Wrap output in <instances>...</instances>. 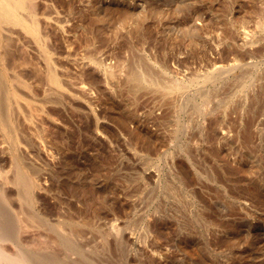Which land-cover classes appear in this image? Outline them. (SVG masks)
Segmentation results:
<instances>
[{"label":"rangeland","instance_id":"1","mask_svg":"<svg viewBox=\"0 0 264 264\" xmlns=\"http://www.w3.org/2000/svg\"><path fill=\"white\" fill-rule=\"evenodd\" d=\"M33 2L47 38L1 31L6 228L68 264H264V0Z\"/></svg>","mask_w":264,"mask_h":264},{"label":"bare ground","instance_id":"2","mask_svg":"<svg viewBox=\"0 0 264 264\" xmlns=\"http://www.w3.org/2000/svg\"><path fill=\"white\" fill-rule=\"evenodd\" d=\"M35 2V1H34ZM33 2V0H0V54H2V55H0V72H2V73H0V74H3L4 75V73H6V72H8V69H9V67H10V62H8V65H6V61H8V59L9 58H7V56H8V53L10 52L11 53V50H9L8 49V45H9V41L6 39L5 40V38H4V36H6L7 34H2V30L4 29V27H12V26H18V27H21V28H23V30L24 31H27V32H29L30 34H32L34 37H35V39H42L43 40V35L45 34V33H43L42 32V30H41V28H40V23H39V20H37L38 19V17H37V10L35 9V7H34V5L36 4V3H34ZM36 10V11H35ZM6 27V28H7ZM3 28V29H2ZM6 30V29H5ZM5 30H3L4 32L3 33H5ZM44 31V30H43ZM42 32V33H41ZM45 32V31H44ZM43 34V35H42ZM31 35V36H32ZM47 34H45V36H46ZM48 36V35H47ZM47 36H46V38H47ZM7 38H9V36L7 35L6 36ZM45 38V37H44ZM46 38H45V43H47L46 42ZM10 39V38H9ZM41 40V41H42ZM7 41H8V43H7ZM43 44H42V46L44 47V42H42ZM11 44V43H10ZM10 46V45H9ZM46 46H48V43H47V45ZM46 46L44 47V48H46ZM12 55V54H11ZM9 56H10V54H9ZM8 56V57H9ZM11 57V56H10ZM11 60V59H10ZM97 64V63H96ZM37 68V67H36ZM35 68V69H36ZM39 67H38V70H37V72H39ZM136 71L137 70H135V72L134 73H136ZM9 72H12V71H10L9 70ZM35 72H36V70H35ZM41 72H42V70H41ZM143 72V71H142ZM43 73V72H42ZM141 73V72H140ZM140 73H139V75H140ZM148 74H150V72L148 71L147 72ZM146 73V74H147ZM10 75H9V77L12 75L11 73H9ZM15 73H13V75H14ZM17 74V73H16ZM144 75L145 74V71H144V73H141V75ZM146 74L144 75V77L143 76H139V77H142V79H145V77L147 78V77H150V75H148V76H146ZM3 75H1V76H3ZM20 75V74H19ZM36 75H38V73L37 74H35V76ZM8 77V75H5V76H3V77H5L6 78V80H5V82L6 83H3L2 85H1V88L3 87V89H4V91H8L9 93V95L10 96H12L13 97V95L14 94H16V92L14 91L15 90V88H13V87H15V85L13 86V83L11 82L10 83V79L9 78H7ZM16 76V75H15ZM14 76V77H15ZM45 76H47V74H46V72L44 73V76L43 77H45ZM152 76V75H151ZM13 77V76H12ZM18 77V76H17ZM22 77V76H21ZM20 77V78H21ZM38 77V76H37ZM40 77H41V75L38 77L39 79H40ZM23 78V77H22ZM21 78V79H22ZM1 79H3V78H0V84L3 82ZM16 80H18L17 78H15ZM43 79V78H42ZM14 80V79H13ZM23 80V79H22ZM25 80V79H24ZM23 80V81H24ZM15 81V80H14ZM18 81H21V80H18ZM53 81H54V83L55 84H57V85H61V80H59V79H57V78H54L53 79ZM24 82H28L27 80L26 81H24ZM24 82H21V84H23V85H25V87H27V86H29L30 85V87H32V85H31V83L30 84H28V85H26V84H24ZM29 83V82H28ZM10 84H12V85H10ZM14 84H18V83H14ZM12 86L11 88L12 89H14L13 90V95H11L12 94V90L11 89H9V87L10 86ZM17 87V86H16ZM0 88V89H1ZM3 89H2V91H3ZM30 89V88H29ZM33 88H31V90L30 91H33L32 90ZM16 90H17V88H16ZM0 92H1V90H0ZM5 92H3L2 94H4ZM11 93V94H10ZM34 93V92H33ZM1 94V93H0ZM9 96V95H7V93H5L4 95H2V96ZM2 96H0V98L2 97ZM18 96V94L16 95V96H14V97H17ZM3 98V100H4V97H2ZM1 98V99H2ZM6 98V97H5ZM13 99V98H12ZM4 101H8V99H5ZM4 101H2L3 103H6V102H4ZM12 101V100H11ZM15 102L17 103V101L15 100ZM13 103V102H12ZM16 103H13V104H16ZM9 104V102L8 103H6L5 105L7 106ZM19 104V103H18ZM17 104V105H18ZM0 105H2L3 106V104H0ZM11 106H12V104H10ZM9 105V106H10ZM16 105V106H17ZM30 105H32V104H30ZM35 105V104H34ZM2 106H0V108H2ZM10 106V107H11ZM33 106V105H32ZM32 106H30V107H32ZM8 107V106H7ZM9 107V108H10ZM29 107V106H28ZM18 109H19V105H18V107H17ZM21 109H23V107H20ZM5 109H6V107L5 108H2V111H0L1 113H0V115H6V114H4L6 111H5ZM14 109H15V106H14ZM33 109V107L31 108V110ZM38 109V108H37ZM36 108L34 109V110H37ZM3 110L5 111L4 113H3ZM9 110V109H8ZM20 110V109H19ZM24 110V109H23ZM28 110V109H27ZM20 111H22V110H20ZM42 111V110H41ZM41 111H39V109L37 110V112H41ZM23 112V111H22ZM27 112V111H26ZM25 111H24V113H26ZM31 112V111H30ZM37 112L35 111L34 113H36L37 114ZM3 113V114H2ZM23 113V115H24V117H26L25 116V114ZM10 115H11V113H9ZM29 114H32V113H28L27 115L29 116L28 117V119L30 118V120L32 119V120H34V118H32L31 116L33 115H29ZM36 114H34V115H36ZM40 113H38L37 114V116L39 115ZM7 116H9L8 114L6 115V117ZM3 118H4V116H3ZM2 119V118H1ZM1 119H0V123H1ZM7 119H9V117L7 118ZM6 119V123H8L7 121H10V120H7ZM10 119L12 120V119H14L13 118V116H11L10 117ZM2 120H5V119H2ZM15 120V119H14ZM32 120L30 121V122H32ZM12 122H14V121H12ZM16 122V121H15ZM14 122V123H15ZM28 122V121H27ZM33 122H35V121H33ZM2 123H4V121L2 122ZM11 123H9V124H3V125H1V128H3V130L2 131H4V132H9L10 131V129H11V125H10ZM17 124H18V122H17ZM28 124H29V122H28ZM31 124V123H30ZM34 125H35V123H33ZM32 124V125H33ZM14 125V124H13ZM10 126V127H9ZM18 125H16V127H17ZM29 126H31V125H29ZM16 127H14V129H16L17 130V128ZM10 128V129H9ZM32 129H34V128H32ZM37 129H39V127L37 128ZM7 130V131H6ZM13 130V128L11 129V131ZM16 130L14 131H12L14 134H15V132H16ZM1 131V130H0ZM40 131L42 132V130L40 129ZM40 131H37L38 133H40ZM11 132V133H12ZM4 134H6V133H4ZM43 134V133H42ZM7 135V134H6ZM16 135V134H15ZM14 135V136H15ZM39 135V134H38ZM40 135H41V133H40ZM39 135V136H40ZM14 136H12V138L14 137ZM7 137H9V135H7ZM14 139H16V138H14ZM14 141V140H13ZM15 142V141H14ZM58 142V141H57ZM56 142V143H57ZM61 142V141H60ZM59 143V142H58ZM61 144H63L62 142H61ZM20 154V153H19ZM19 154H17V155H15V156H17V157H15L14 158V160H16V162H14V166L16 167L15 169H14V166L12 167L13 169H12V171H11V173L13 172V173H15V177L13 178V176H12V178L15 180V183H19L20 184V182H23V181H21V180H23V178L27 175V176H30V174H29V171L27 170V167L24 165V162H23V156H22V158H21V154L19 155ZM13 160V161H14ZM14 170H15V172H14ZM5 174H7V173H5ZM9 175V174H8ZM13 175V174H12ZM4 177H6V175L4 176ZM10 177V176H9ZM12 178H10L9 180L10 181H12L11 179ZM3 179H5V178H3ZM8 180V179H7ZM8 180V181H9ZM13 182V181H12ZM34 185V183H32L31 185H29L28 186V188L25 190V192H24V194H25V196H22V198L23 197H26L25 199H28L29 201L30 200H32V199H34V197H33V191H32V186ZM2 189V188H1ZM25 189V188H24ZM237 189V188H236ZM3 191V190H2ZM24 191V190H23ZM251 191V189H249V192ZM235 192H237V190L235 191ZM249 192H248V194H249ZM3 193V192H2ZM254 193V192H253ZM20 194V193H19ZM23 195V194H22ZM251 195V194H250ZM4 197V196H3ZM254 197V196H253ZM5 198H6V194H5ZM21 199V198H20ZM255 199H256V197H255ZM90 207V206H89ZM29 207H27V209H28ZM1 209V208H0ZM25 209V208H24ZM26 209V210H27ZM30 209V208H29ZM90 209H91V207H90ZM22 212H23V210H21ZM20 211V212H21ZM25 211V210H24ZM28 213H31V211L29 212V211H27ZM24 214H25V212H24ZM6 215V214H5ZM22 215H23V213H22ZM32 215V214H31ZM2 216V215H1ZM1 216H0V218H1ZM36 216V215H35ZM204 216V215H203ZM202 216V217H203ZM7 217V216H6ZM9 217V216H8ZM26 217H28V214H27V216ZM25 217V220L26 221H28L29 219H27ZM29 218H31V217H29ZM205 218V217H204ZM9 219V218H8ZM32 219V218H31ZM206 219V218H205ZM33 220H34V218H33ZM36 220H37V218H36ZM39 220V219H38ZM24 221V220H23ZM26 221H24V222H26ZM32 221V220H31ZM30 221V222H31ZM35 221V220H34ZM11 222V221H10ZM9 222V225L11 224L12 225V223H10ZM24 222H21V224L22 223H24ZM209 222V221H208ZM210 223V222H209ZM213 223V222H212ZM29 224V223H28ZM26 227L27 226V222H26V224H23L22 225V227ZM76 226V225H75ZM74 226V227H75ZM13 228V227H9V226H7L6 225V222H5V219H4V217H2L1 219H0V264H64V263H66V264H68L67 263V261H71L70 260V256L69 255H67V256H69V258L68 259H64L65 257H59V258H56L55 256L53 257V256H51L50 258H48V257H45V256H43V257H45V258H47V259H43V258H41L40 256H39V254H38V252L37 251H39V249H37L36 248V245H35V247L33 246L32 247V249H34V248H36L37 250L36 251H33V250H31V248H30V250L28 249L27 250V248H26V246H25V248H24V246L21 244V238L19 237V239L17 238V236H16V234H15V232L14 231H11V230H9V229H7V228ZM78 227V226H77ZM74 229V228H73ZM75 229H77V228H75ZM77 230H80V228L79 229H77ZM19 231V230H18ZM74 232H76V231H74ZM20 234V233H19ZM50 234H52V232L50 233ZM54 235V234H53ZM51 237H52V235H50ZM33 237H35V236H33ZM45 239H47L46 237H44ZM44 238H42V239H44ZM49 239H50V237H48ZM34 239H38V237L37 238H34ZM40 239V238H39ZM39 239L37 240V241H39ZM41 239V240H42ZM44 239V240H45ZM52 239H54V238H51L50 240L53 242V240ZM55 239H57L56 238V236H55ZM54 239V240H55ZM59 239V238H58ZM58 239H57V241L56 242H58ZM40 240V241H41ZM49 240V241H50ZM60 240V239H59ZM36 241V244L37 243H40V242H37ZM46 241V240H45ZM48 241V240H47ZM46 241V242H47ZM51 241H50V243H51ZM61 241V240H60ZM65 241L66 240H64V243H65ZM8 242H10L11 243V245H10V247L9 246H7L6 244L8 243ZM55 242V241H54ZM62 242V241H61ZM72 243H73V241H71ZM71 242H67V243H65V244H68L69 246L71 245L70 243ZM45 242H42L41 244H44ZM47 243H49V242H47ZM59 243V242H58ZM64 243H63V245H64ZM34 244V242L32 243V245ZM53 244V243H52ZM54 244H56V243H54ZM38 246H39V244H37ZM37 246V247H38ZM62 246V245H61ZM67 246V245H66ZM65 245H64V247H66ZM68 246V247H69ZM74 246V245H73ZM77 247H78V245H76ZM63 247V246H62ZM62 247H61V249H62ZM71 247H72V245H71ZM39 248V247H38ZM73 249L75 248V246L74 247H72ZM44 249H46V247L44 248ZM58 249H60L59 247H58ZM40 250H43V249H40ZM63 250H64V248H63ZM62 250V251H63ZM78 250V249H77ZM76 250V251H77ZM44 251V250H43ZM46 251V250H45ZM56 251V250H55ZM61 251V250H60ZM42 252V251H41ZM49 252V251H48ZM47 252V253H48ZM44 253V252H43ZM51 254L50 255H52V252H50ZM65 253H66V250H65ZM71 253V252H70ZM78 253V252H77ZM41 254V253H40ZM66 254H68V251H67V253ZM66 254H65V256H66ZM80 254V253H79ZM48 255V254H47ZM46 255V256H47ZM63 255V254H62ZM72 259H73V257H72ZM75 259H77L76 261H78L79 259L78 258H75ZM74 260V259H73ZM76 261H73V262H76ZM81 261V260H80ZM80 261H78L79 262V264H82V263H80ZM84 261V260H83ZM82 261V262H83ZM85 262V261H84ZM75 264V263H74ZM76 264H78L77 262H76ZM84 264H86V262L84 263Z\"/></svg>","mask_w":264,"mask_h":264}]
</instances>
